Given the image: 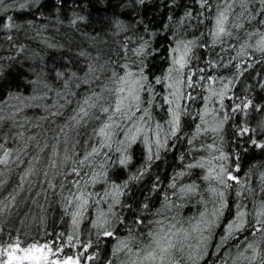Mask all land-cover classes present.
Masks as SVG:
<instances>
[{
  "label": "snow or ice",
  "instance_id": "1",
  "mask_svg": "<svg viewBox=\"0 0 264 264\" xmlns=\"http://www.w3.org/2000/svg\"><path fill=\"white\" fill-rule=\"evenodd\" d=\"M105 2L114 49H69L54 77L34 72L0 104V124L11 121L0 130V215L28 200L43 210L42 197L60 205L67 224L49 233L46 218L34 217L43 233L16 229L7 240L0 228V264H264V0H192L179 15L183 0H161L167 17L158 28L140 14L146 0ZM33 4L0 0L15 60L26 50L14 44L24 25L9 13ZM123 7L135 23L121 19ZM26 108L44 115L24 116ZM33 119L49 121L50 135L27 134L26 125L42 127ZM170 153L169 175L156 162ZM13 168L18 181L6 190ZM185 204L196 212L184 216Z\"/></svg>",
  "mask_w": 264,
  "mask_h": 264
},
{
  "label": "trees",
  "instance_id": "2",
  "mask_svg": "<svg viewBox=\"0 0 264 264\" xmlns=\"http://www.w3.org/2000/svg\"><path fill=\"white\" fill-rule=\"evenodd\" d=\"M58 0H39V4H33L31 7L23 10H13L9 14L15 17L17 23L24 25L17 33V40L15 43L24 44L26 46L25 53L21 55L20 60L14 58L18 53L14 50V46L10 45L8 41L4 39V33L0 31V65L4 66V72L0 75V104H4L8 100L7 93L9 86L15 88L19 85L20 91H25L24 85L27 80L34 79V72L48 73L49 77H54V73L50 69L55 68L63 63L60 60V55L68 54L69 49L73 52H78L79 49L85 48L95 55L96 51L108 53L110 49L116 47V38L111 35V32L105 27L103 21L106 18H110L112 9L108 8L105 0H92L91 4L89 0H63V7L57 11L56 4ZM121 0H112V4H117ZM128 0H123V3H127ZM192 0H183L180 8L176 9L177 15L183 11L184 4H190ZM161 0H146L145 6L140 8V14L147 21H152L154 27H159L160 22L165 20L167 13L160 7ZM84 11H81V9ZM37 8L44 13L41 17ZM107 8V10H105ZM117 13H123L121 19L131 21L135 15L129 8H117ZM73 13H79L83 15H89V19L79 22L77 26H72L68 21L73 17ZM161 13H164L161 15ZM2 15V14H0ZM27 21H35V29L30 28L27 25ZM46 25V28L41 29L40 25ZM139 27V25H138ZM36 31L43 32L44 36L51 42L56 44H62L64 48H49L46 43L36 36ZM123 35V34H122ZM163 43V41H160ZM13 58V59H10ZM80 66L83 67V62H80ZM259 71V69H257ZM30 91V89L28 90ZM27 94V93H25ZM15 103V101H12ZM24 116L34 118L44 115L41 108H26L23 112ZM39 123L42 127H32L26 125L28 128L27 134H41L40 139L43 140L44 135H50V133L44 132V129L53 127L49 121H36L32 120V124ZM11 127V121H5L0 124V130L8 131ZM15 132L17 129L12 128ZM11 146V142H10ZM31 148L35 150V144L31 145ZM182 149H173V152H178ZM136 163L141 161L139 148L136 151ZM30 157H25L29 159ZM174 157L170 153L167 157V163L157 161L159 170L169 175L172 173V164ZM175 163H179V160H175ZM26 165H21V170ZM135 167V165L133 166ZM158 169L153 168L152 171L156 172ZM42 175L40 180H42ZM148 177H145L147 181ZM18 181V174L15 168L9 174V182L7 183L6 190H10ZM24 195L35 196V192L25 193ZM144 195H148L145 191ZM154 195V194H153ZM39 204L43 205V210L37 205L33 204L31 200L27 201V207L24 204H20L18 209L13 210V214L5 219L3 215H0V228L3 229V239H8V233L11 231L13 235L16 234V229H20L22 233H31L35 235L37 232L43 233L45 225L42 224L39 219H34L44 216L46 218V226L51 233L53 229L57 232L61 231L64 227H67L66 223H62L60 217L62 209L60 205L55 201L49 199L48 202L41 197L39 198ZM159 201H157V205ZM196 212L195 204H185L183 206V215L188 216ZM27 214V215H26ZM21 220L24 222L21 223ZM86 227V225H85ZM222 231V227L216 230L215 240L219 239V234ZM24 237L22 236V239ZM240 238H237L235 242H239ZM214 251V247L210 249ZM209 257L208 259H213Z\"/></svg>",
  "mask_w": 264,
  "mask_h": 264
}]
</instances>
